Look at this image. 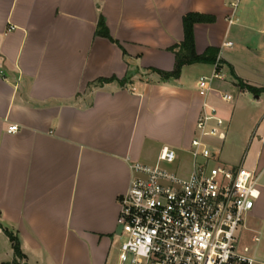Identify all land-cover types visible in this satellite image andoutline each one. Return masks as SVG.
<instances>
[{"label": "crops", "instance_id": "0c3cea01", "mask_svg": "<svg viewBox=\"0 0 264 264\" xmlns=\"http://www.w3.org/2000/svg\"><path fill=\"white\" fill-rule=\"evenodd\" d=\"M241 2L0 0V264H15L4 228L20 239L21 264H108L132 164L154 165L169 146L177 161L189 155L187 174L205 102L228 124L213 139L217 159L258 177L244 228L256 246L264 236V92L238 79L264 87V0ZM189 12L215 17L194 32L196 51L216 47L218 61L164 79L151 68L174 69L170 48L184 40ZM101 17L118 43L98 34ZM215 72L223 77L202 96L199 80ZM14 123L20 130L8 132Z\"/></svg>", "mask_w": 264, "mask_h": 264}, {"label": "built area", "instance_id": "2783aa9c", "mask_svg": "<svg viewBox=\"0 0 264 264\" xmlns=\"http://www.w3.org/2000/svg\"><path fill=\"white\" fill-rule=\"evenodd\" d=\"M222 77H201L198 92L207 96L214 78ZM222 97L233 99L229 93ZM19 130L15 123L8 127L10 133ZM226 130L218 109L205 102L187 174L165 166L177 161L169 146L161 148L154 165L132 164L133 178L119 197L121 264H264L257 245H241L238 234L260 196L258 177L244 165H211L219 150L213 139Z\"/></svg>", "mask_w": 264, "mask_h": 264}, {"label": "trees", "instance_id": "16d2710c", "mask_svg": "<svg viewBox=\"0 0 264 264\" xmlns=\"http://www.w3.org/2000/svg\"><path fill=\"white\" fill-rule=\"evenodd\" d=\"M184 31L185 38L182 42L175 44L170 49L174 51L176 55V64L172 71H164L156 68H151V70L158 72L164 79L169 78H178L181 74L183 66L194 63H216L218 61L219 49L213 46L207 48L204 53H198L196 51V41H195V32L194 26L199 22H214L215 17L199 13V12H189L184 15ZM98 34H102L114 42H117L109 33L104 17H101L98 23ZM110 79H104L102 81H108ZM238 85L241 88L247 89L254 94H260L264 92V87L258 88L252 85L245 83L243 80L238 79ZM6 234L10 237L15 259V264H21L18 259L23 258V252L21 250L20 239L12 231L4 228Z\"/></svg>", "mask_w": 264, "mask_h": 264}, {"label": "rangeland", "instance_id": "374dc122", "mask_svg": "<svg viewBox=\"0 0 264 264\" xmlns=\"http://www.w3.org/2000/svg\"><path fill=\"white\" fill-rule=\"evenodd\" d=\"M244 1L245 0H242L241 5H243ZM205 69H206V71H208V69H210V68H205ZM232 95L236 96V93L233 92ZM180 154H181L180 159L176 163L165 164V166L169 167L171 169H174V168L179 169V172H181L182 174H185L184 171L186 170V167L189 163V155L186 153H180ZM215 163H220V164H224V165L226 164L220 158H218L216 161H213L211 163V165L213 166V164H215ZM251 224H252V217H248L245 220V226L244 227L241 226L239 228L238 234H239L241 245L247 244L250 247H252V244H254L252 242V232L250 230L244 229V228H246V225H251ZM121 232H122V230H121V227L119 226L117 245L114 246V248L111 251L108 264H121L120 249H119L120 243L123 240V237L121 236ZM244 237H245V241H244ZM256 245L258 248V250H257L258 253L260 255H264V236H262L260 242L256 243Z\"/></svg>", "mask_w": 264, "mask_h": 264}, {"label": "water", "instance_id": "95a60500", "mask_svg": "<svg viewBox=\"0 0 264 264\" xmlns=\"http://www.w3.org/2000/svg\"><path fill=\"white\" fill-rule=\"evenodd\" d=\"M257 97H258V95H257Z\"/></svg>", "mask_w": 264, "mask_h": 264}]
</instances>
